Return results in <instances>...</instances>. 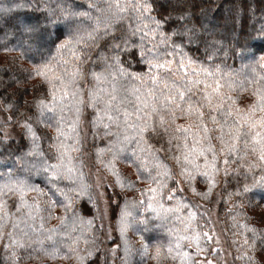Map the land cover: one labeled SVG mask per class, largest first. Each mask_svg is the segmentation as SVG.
I'll list each match as a JSON object with an SVG mask.
<instances>
[{"label": "snow or ice", "instance_id": "6c2138e0", "mask_svg": "<svg viewBox=\"0 0 264 264\" xmlns=\"http://www.w3.org/2000/svg\"><path fill=\"white\" fill-rule=\"evenodd\" d=\"M212 2L201 0L195 12L188 11L186 0H56V7L51 0L0 3V17L14 8L36 13L34 22L14 27L21 55L35 57L31 77L46 85L29 105L31 114L11 102L0 107V144L7 143L12 125L23 129L27 141L19 151L8 150L9 162L0 170V246L11 264L36 254L74 264L95 257V264H108L117 249L126 262L133 252L129 230L141 238L135 251L157 264L223 259L210 210L199 201L211 203L221 178L227 183L228 177L237 183L228 200L264 192V55L257 57L237 39L230 42L232 56L251 62L239 68L217 62L221 40ZM60 24L67 31L53 54L46 39ZM253 31L264 39V22ZM101 42L100 70L85 72L89 50ZM201 44L202 56L190 54ZM133 61L138 70H132ZM101 135L110 139L97 148L96 160L116 187L141 197L117 206L113 248L102 247L113 240V227L104 223L112 198L94 192L84 172L88 138ZM150 137L160 146L149 143ZM164 152L175 169L160 155ZM121 159L135 167V180L120 172ZM35 176H43L44 187ZM84 199L94 215L77 207ZM243 207L235 202L232 209L234 260L256 264L257 247L264 251V228L251 224ZM132 209L143 212L134 215ZM52 220L59 224L46 226ZM156 229L167 233L166 243L145 236Z\"/></svg>", "mask_w": 264, "mask_h": 264}, {"label": "trees", "instance_id": "16d2710c", "mask_svg": "<svg viewBox=\"0 0 264 264\" xmlns=\"http://www.w3.org/2000/svg\"><path fill=\"white\" fill-rule=\"evenodd\" d=\"M18 2V0H0V3H4L6 6H11L13 3ZM77 3H83V0H76ZM51 6L56 7V0H51ZM201 6V0H186L185 7L188 11L195 12L198 11ZM211 18L212 23L217 25L215 31L217 32V38L221 40V44L218 46L217 52V62L223 61L225 64L230 65L232 68H239L242 63L251 62L250 59L240 60L238 57L232 56L229 51L230 42L235 43L239 39L242 43L248 46V50L251 53H255L257 57L264 55V39H260L256 36L253 29L254 27H259L261 22H264V0H213L211 5ZM9 16L11 19H9ZM36 19V13H34L30 8L13 9V12L9 15L0 17V101L5 104L11 102L14 106H19L20 111L26 114H31L33 109L29 107L32 101L39 95L46 85H42L39 78L31 77L30 73L35 62V57L29 55H21V49L18 48L19 45V33L14 25H19L20 20L23 23H32ZM234 29V30H233ZM67 29L64 25L60 24L53 29V35L51 38L46 39V46L51 48L52 53H55V44L65 39V33ZM249 35L252 38H249ZM103 48V42H101L100 47L90 49L91 58L88 59L87 63L84 65L85 72L90 68H95L99 71L102 66V61L97 59L98 54ZM15 49V50H14ZM203 44L199 45V50L197 46H193L191 53L194 56H202L204 54ZM124 59H129V57H124ZM139 66L132 62V70H138ZM42 131H48L42 130ZM110 138L104 137L103 135L92 138L89 136L86 147V151L89 150L92 155V159L96 160V150L97 148H104ZM27 143L26 139L22 137L18 141H13L8 143L7 149L13 151H19ZM149 143H152L156 147L160 146L158 139L149 138ZM166 146V145H165ZM161 156L166 158V162L173 166L175 169V164L172 160L167 159L168 154L166 152L160 153ZM107 158V154L105 155ZM124 165H129L121 159L118 161V167L122 169ZM135 171V167L131 166ZM4 166H0V170H3ZM123 174V173H122ZM124 175V174H123ZM125 176V175H124ZM33 181L44 187L43 176H35L32 178ZM222 183L216 188L212 195V202L207 203L210 207L214 201V196L216 197L217 192L221 193V205H219V211L225 214L226 219L229 223L228 228L233 232L232 229V209H229L231 205L235 202H240L243 204V211L250 208L251 211H258L264 208V192L256 191L254 193H249L245 197L233 196L231 200H228L227 193L234 192L237 190L236 180L232 177L227 178V183ZM241 179L242 178H238ZM37 180V181H36ZM251 183V179L248 180ZM139 188L146 187V183H140L137 185ZM108 197H111V216L113 217L116 212L119 211L118 205L123 203L126 198L128 200H136L141 198L136 191L125 190L121 191L118 187H115L112 192L108 190ZM227 201V202H226ZM211 208V207H210ZM79 209H81L83 214L89 216L92 215V206L87 202L86 199L81 200ZM138 213L143 212L142 209H137ZM144 215H150V213H144ZM247 215V214H246ZM249 220L251 217L247 215ZM250 222V221H249ZM154 224L160 223L159 221H153ZM145 236L151 238L152 240H160L163 243L167 242V233L163 229H156L145 233ZM139 239L140 235L138 234ZM141 244L137 245L140 247ZM261 249L257 247L256 250ZM257 252V251H255ZM138 254V252H137ZM146 259V258H145ZM144 261V259H142ZM152 261V259H150ZM128 261V260H127ZM10 262V261H9ZM6 258L1 259L0 264H9ZM120 263H125V261H120ZM119 263V264H120ZM130 264H135L134 259L129 258ZM89 264H95V259L89 262ZM157 264V262L155 263ZM165 264H170V262H165Z\"/></svg>", "mask_w": 264, "mask_h": 264}, {"label": "rangeland", "instance_id": "374dc122", "mask_svg": "<svg viewBox=\"0 0 264 264\" xmlns=\"http://www.w3.org/2000/svg\"><path fill=\"white\" fill-rule=\"evenodd\" d=\"M20 22L23 23V21L20 20ZM0 64H1V57H0ZM4 104L0 101V107H2ZM2 115V114H0ZM49 132H51L50 129H48ZM87 130V129H86ZM7 131L10 133L9 139L6 144H0V153H3V156H0V166H4L9 162V159L7 158V152L9 149H7V144L13 141H18L20 140L23 136L21 133L23 132V129L12 125L10 126ZM0 136H2V133H0ZM89 143V141H88ZM89 144L86 143V147H88ZM92 155L90 154L89 150L85 151L84 153V163H85V180L92 186L94 192H103L104 193V199H108V190L112 192V190L116 187L114 184V177L110 175L104 168L102 163H99L98 161L95 163V161L91 157ZM120 172L123 173L125 176L131 177L133 180L136 179L135 175V170L130 166V165H124L121 168H119ZM37 181V180H36ZM97 185H99V188L97 189ZM108 185H112V187H108ZM197 187L200 190L204 189V185L202 184H197ZM190 196V198L194 200H199V198L196 197H191L190 193H186ZM217 196L213 197L214 201L210 207L209 205L206 206L209 208V215L211 216V220L213 222V225L215 227V231L217 235L220 238V247L223 248V259L215 261V264H241V261L234 260V256L236 255L235 252V247L232 244V231L228 228V221L226 219L225 214H222V212L219 211V205H221V193L220 191L217 192ZM31 196H35V193H31ZM140 199V198H139ZM202 204H205L203 201H199ZM81 201L77 205L79 208ZM9 204H12V201H9ZM103 207V205H102ZM108 209V216L107 219L104 221L106 228L108 226L113 227L112 231V241H107L105 245H102L104 248H113L115 247L114 241L117 239L118 233L114 229V224H113V217L111 216V203L108 201L107 205ZM229 209H233V205L230 206ZM14 210V208H13ZM60 210H57V214H59ZM133 214L136 215L138 213L137 209H132ZM245 213L251 217L250 223L254 224L258 227L264 228V208H261L260 210L256 211H251L250 208L248 210L245 209ZM83 214V213H82ZM85 216H89L87 214H83ZM92 215H94V210ZM99 223V222H97ZM59 224V221L57 220H52L50 223L46 226L48 227H55ZM173 224H178V222H171L169 226H173ZM128 237L130 240V243L133 247V252L132 254L127 258L128 261L122 264H130L129 258L136 262L135 264H155V260H150V259H144L142 260L141 256L139 253L135 251V249H138L137 245L141 244V240L138 237V234L132 230H129L128 232ZM57 239H61L60 237H57ZM51 242L46 241L45 245L48 246ZM81 247H83V244H81ZM257 252L254 253L255 259H256V264H264V251L261 249L256 250ZM21 256L24 255L23 252L20 253ZM123 252L120 251L119 249L116 250V255L111 256L110 254L107 257L108 264H119L120 261H122L123 258ZM97 256H100V253H97ZM6 258L7 261L9 262L10 260L8 259V253H6L3 249L2 246H0V261L1 259ZM212 258V257H209ZM95 259V257L93 258ZM103 259V258H101ZM11 264V262H9ZM20 264H74L73 260H65V259H57V260H51L45 257L40 256L39 254H36V258L33 259H22ZM121 264V263H120Z\"/></svg>", "mask_w": 264, "mask_h": 264}]
</instances>
